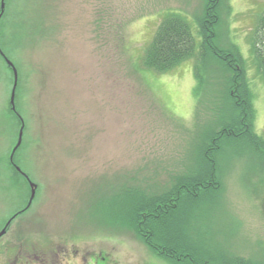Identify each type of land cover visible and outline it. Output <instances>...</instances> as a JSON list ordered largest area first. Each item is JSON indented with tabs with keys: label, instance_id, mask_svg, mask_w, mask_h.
Segmentation results:
<instances>
[{
	"label": "rangeland",
	"instance_id": "obj_1",
	"mask_svg": "<svg viewBox=\"0 0 264 264\" xmlns=\"http://www.w3.org/2000/svg\"><path fill=\"white\" fill-rule=\"evenodd\" d=\"M5 3L0 233L12 215L26 210L0 237V264H83L76 251L99 254L110 248L121 264H169L136 229L111 223L103 209L128 199V189L161 195L177 175L198 164L193 142L215 127L221 114L219 73L211 74L213 85L197 99L193 60L159 74L146 69L142 57L165 11L199 14L204 0ZM263 10L264 0H226L220 9L223 45L233 41L247 59ZM7 59L18 71L15 108L21 122L10 109L15 75ZM249 64L255 129L264 136V81ZM22 126L21 146L11 159ZM245 151L230 160L232 149L226 147L229 158L217 157L229 211L217 210L199 226L222 252L213 253L219 264L234 258L232 264H264V169L253 170L261 161ZM15 166L37 186L31 203L32 187Z\"/></svg>",
	"mask_w": 264,
	"mask_h": 264
},
{
	"label": "trees",
	"instance_id": "obj_2",
	"mask_svg": "<svg viewBox=\"0 0 264 264\" xmlns=\"http://www.w3.org/2000/svg\"><path fill=\"white\" fill-rule=\"evenodd\" d=\"M225 3L226 0H204L202 12L195 15L165 11L142 57L144 67L159 74L193 60L197 99L214 81L213 74L219 73L216 79L223 89L216 92L221 114L216 126L202 132L193 142L196 144L192 157L198 161L197 166L177 175L161 195L128 189V199L120 198L116 200L118 205L103 209L114 221L111 223L136 229L151 250L169 264H219V255L213 253L221 251L216 244L206 241L209 233L199 226L205 216L217 210L229 211L223 200L225 174L222 178L218 174V158L228 155L223 154V149H232L230 160L242 156L244 150V156L250 151L261 161L253 170L257 166L259 172L264 169V137L255 129L254 93L248 78L252 61L264 81V10L250 35V56L246 59L233 41L223 45L226 34L220 30L224 23L220 9ZM10 109L18 118L21 116L12 106ZM236 259L230 262L235 263ZM237 264L252 262L244 260Z\"/></svg>",
	"mask_w": 264,
	"mask_h": 264
},
{
	"label": "flooded vegetation",
	"instance_id": "obj_3",
	"mask_svg": "<svg viewBox=\"0 0 264 264\" xmlns=\"http://www.w3.org/2000/svg\"><path fill=\"white\" fill-rule=\"evenodd\" d=\"M16 168V166H15ZM17 169V172L20 174V176H22L24 179L27 180V183H28V178L26 175H24V173L18 169V167L16 168ZM26 209H23L21 211H18L17 213H15L12 217L16 218L17 216L23 214L25 212ZM101 250V249H100ZM64 249H62L60 252L57 253L60 254V253H64L63 252ZM68 251V249H67ZM79 251H80V254L83 258V264H92L93 262H95V264H121V262L117 261L115 259L116 255H115V252L117 253V251L115 250V248H110L109 250H102L100 251V253H96V252H90V251H85V252H82L81 250H78L76 251L77 255H80L79 254ZM88 253H89V256H88ZM91 260V261H89Z\"/></svg>",
	"mask_w": 264,
	"mask_h": 264
},
{
	"label": "water",
	"instance_id": "obj_4",
	"mask_svg": "<svg viewBox=\"0 0 264 264\" xmlns=\"http://www.w3.org/2000/svg\"><path fill=\"white\" fill-rule=\"evenodd\" d=\"M5 6H6L5 0H2L0 18L2 17V15L4 13ZM7 61H8V64L10 66H12L13 71H14V75H15V82H14V86H13V90H12V94H11V105H12L13 110H16V108H15V91H16V87H17V83H18V71H17L15 65L10 60L7 59ZM23 128H24V126L21 127V130H20V133H19V140H18L17 145L13 149L12 158L14 156L15 151L18 149V147L20 146V144L22 142V139H23ZM30 185L32 187V193H31V198H30V203H31V201H32L31 199L34 198V196H35L37 186L31 181H30ZM10 224H11V220L7 223L6 226L7 227L10 226ZM6 228L0 233V237L5 234Z\"/></svg>",
	"mask_w": 264,
	"mask_h": 264
},
{
	"label": "bare ground",
	"instance_id": "obj_5",
	"mask_svg": "<svg viewBox=\"0 0 264 264\" xmlns=\"http://www.w3.org/2000/svg\"><path fill=\"white\" fill-rule=\"evenodd\" d=\"M4 56V55H3Z\"/></svg>",
	"mask_w": 264,
	"mask_h": 264
}]
</instances>
